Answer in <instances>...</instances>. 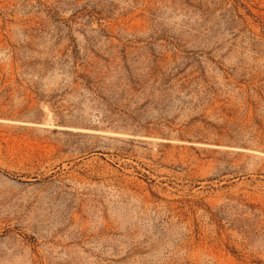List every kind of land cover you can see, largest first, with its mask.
Returning <instances> with one entry per match:
<instances>
[{
    "label": "rangeland",
    "instance_id": "rangeland-1",
    "mask_svg": "<svg viewBox=\"0 0 264 264\" xmlns=\"http://www.w3.org/2000/svg\"><path fill=\"white\" fill-rule=\"evenodd\" d=\"M0 264H264V0H0Z\"/></svg>",
    "mask_w": 264,
    "mask_h": 264
}]
</instances>
